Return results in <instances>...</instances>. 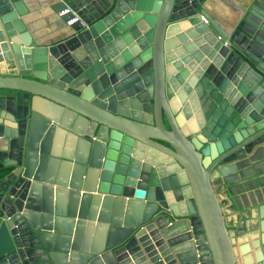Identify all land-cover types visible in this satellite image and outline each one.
Returning <instances> with one entry per match:
<instances>
[{
  "label": "water",
  "instance_id": "water-1",
  "mask_svg": "<svg viewBox=\"0 0 264 264\" xmlns=\"http://www.w3.org/2000/svg\"><path fill=\"white\" fill-rule=\"evenodd\" d=\"M206 1L60 0L42 44L0 0V264H264L220 202L264 173V1Z\"/></svg>",
  "mask_w": 264,
  "mask_h": 264
},
{
  "label": "crops",
  "instance_id": "crops-1",
  "mask_svg": "<svg viewBox=\"0 0 264 264\" xmlns=\"http://www.w3.org/2000/svg\"><path fill=\"white\" fill-rule=\"evenodd\" d=\"M59 1L21 0V9L24 11L21 20L26 30L37 42L45 44L52 40L56 41L68 29L63 19L58 16V12L54 10V7L58 6ZM252 1L207 0L204 4V9L215 24L227 32L230 26L238 20L245 7L251 4ZM6 70V68H0V73L5 74ZM235 178L238 180L237 177ZM238 181L237 186L240 187L241 195L244 198L243 210L246 211L247 216L244 213H239V216L230 214L232 207L227 206L222 200L220 202L228 229L233 230L240 224L243 226L244 236H249L253 235L255 231L252 230L250 232V228H247L246 224L249 225L253 222L255 228L261 227L264 230V173L249 179L241 178ZM216 192L221 195L218 184H216ZM246 243L250 242L247 241ZM239 255H241V252H239Z\"/></svg>",
  "mask_w": 264,
  "mask_h": 264
},
{
  "label": "built area",
  "instance_id": "built-area-1",
  "mask_svg": "<svg viewBox=\"0 0 264 264\" xmlns=\"http://www.w3.org/2000/svg\"><path fill=\"white\" fill-rule=\"evenodd\" d=\"M69 13H71V10L66 8L65 10H62V11L58 12V16L59 17H63L65 15L69 14ZM76 20H77V18L75 17L74 19L65 22V24L68 26V25L74 23ZM203 22L206 23V20L203 19Z\"/></svg>",
  "mask_w": 264,
  "mask_h": 264
}]
</instances>
